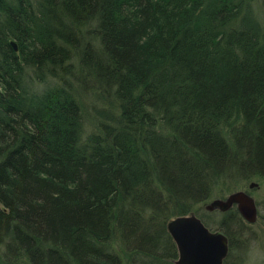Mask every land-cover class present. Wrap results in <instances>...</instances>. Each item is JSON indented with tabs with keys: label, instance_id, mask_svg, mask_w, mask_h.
<instances>
[{
	"label": "trees",
	"instance_id": "obj_1",
	"mask_svg": "<svg viewBox=\"0 0 264 264\" xmlns=\"http://www.w3.org/2000/svg\"><path fill=\"white\" fill-rule=\"evenodd\" d=\"M257 2L0 0V264H176L189 214L228 263L248 222L204 205L264 178Z\"/></svg>",
	"mask_w": 264,
	"mask_h": 264
},
{
	"label": "water",
	"instance_id": "obj_2",
	"mask_svg": "<svg viewBox=\"0 0 264 264\" xmlns=\"http://www.w3.org/2000/svg\"><path fill=\"white\" fill-rule=\"evenodd\" d=\"M14 49L16 43L11 40ZM257 185L251 182L249 187ZM233 205L248 223L257 218L254 198L246 191L237 190L224 198H214L204 205L208 211H226ZM178 252L176 264H223L228 253V238L220 230H211L194 215H180L171 218L166 224Z\"/></svg>",
	"mask_w": 264,
	"mask_h": 264
},
{
	"label": "rangeland",
	"instance_id": "obj_3",
	"mask_svg": "<svg viewBox=\"0 0 264 264\" xmlns=\"http://www.w3.org/2000/svg\"><path fill=\"white\" fill-rule=\"evenodd\" d=\"M255 10L259 14L260 18H262L264 21V0H259V2H257V5H255ZM38 86L39 89H42L45 85L40 84ZM83 101L84 105H86L87 114H90L92 109L89 98H83ZM251 182H255L257 185L250 188L249 184ZM237 190L246 191L254 198L257 206V218L254 222H244L245 226H241L242 231L240 230L235 236L233 245L230 248L227 264H264V178H254L253 180L244 183V185L237 187L236 191ZM228 194L229 191H226L224 195L211 196L206 200V203L214 198H224ZM219 212L220 211L217 210L216 214L214 213L215 215L213 216H219Z\"/></svg>",
	"mask_w": 264,
	"mask_h": 264
},
{
	"label": "flooded vegetation",
	"instance_id": "obj_4",
	"mask_svg": "<svg viewBox=\"0 0 264 264\" xmlns=\"http://www.w3.org/2000/svg\"><path fill=\"white\" fill-rule=\"evenodd\" d=\"M228 238V237H227ZM228 249H229V240H228ZM228 254V253H227Z\"/></svg>",
	"mask_w": 264,
	"mask_h": 264
}]
</instances>
